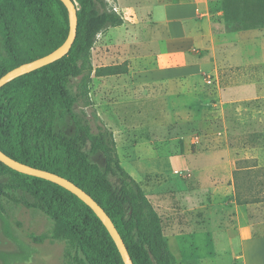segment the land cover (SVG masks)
I'll list each match as a JSON object with an SVG mask.
<instances>
[{
	"label": "rangeland",
	"instance_id": "374dc122",
	"mask_svg": "<svg viewBox=\"0 0 264 264\" xmlns=\"http://www.w3.org/2000/svg\"><path fill=\"white\" fill-rule=\"evenodd\" d=\"M184 1L110 0L124 24L98 35L93 66L128 71L93 77L94 111L159 212L175 264H264V202L240 205L234 182L239 160H256L264 179V29L228 31L222 0L210 18L181 21ZM6 34L0 24V56ZM68 231L0 195V264H80Z\"/></svg>",
	"mask_w": 264,
	"mask_h": 264
},
{
	"label": "trees",
	"instance_id": "16d2710c",
	"mask_svg": "<svg viewBox=\"0 0 264 264\" xmlns=\"http://www.w3.org/2000/svg\"><path fill=\"white\" fill-rule=\"evenodd\" d=\"M74 2L78 29L70 52L0 89V96L7 99L6 106L0 107V150L87 192L114 222L134 264H175L159 212L122 166L115 134L94 111L91 98L94 76L128 71L126 64L95 68L92 58L98 35L122 26L124 18L110 0ZM53 4L61 10L56 12ZM222 14L230 32L264 29V0H222ZM0 24L7 31L0 78L52 53L70 32L69 13L61 0H0ZM80 105L91 109L90 116L76 112ZM252 161L236 162L234 182L240 205L264 202V197L253 195L257 187L264 189V179H254L257 172L252 171L258 164ZM261 172L264 177V169ZM0 195L62 220L69 228L71 244L83 256L80 264H124L102 221L65 188L0 162Z\"/></svg>",
	"mask_w": 264,
	"mask_h": 264
},
{
	"label": "water",
	"instance_id": "95a60500",
	"mask_svg": "<svg viewBox=\"0 0 264 264\" xmlns=\"http://www.w3.org/2000/svg\"><path fill=\"white\" fill-rule=\"evenodd\" d=\"M61 2L66 7L69 17H70V32L68 39L65 41L63 45L57 48L52 53L36 59L32 62L25 63L5 74L0 78V89L3 88L8 83L13 80L40 69L44 66L52 64L62 58H64L73 47V44L77 38V29H78V9L74 2V0H61ZM0 162L10 169L19 172L21 174H25L28 176H33L37 178H41L50 182H53L66 190L70 191L74 195H76L81 201H83L86 205H88L94 213L98 216V218L102 221L109 234L111 235L113 241L115 242L120 255L123 259L124 264H134L133 260L129 254V251L126 247L124 240L122 239L118 229L116 228L114 222L106 213V211L99 205L97 201H95L87 192H85L82 188L77 186L72 181L49 171H45L42 169L34 168L27 164L21 163L15 159H12L4 152L0 150Z\"/></svg>",
	"mask_w": 264,
	"mask_h": 264
},
{
	"label": "crops",
	"instance_id": "0c3cea01",
	"mask_svg": "<svg viewBox=\"0 0 264 264\" xmlns=\"http://www.w3.org/2000/svg\"><path fill=\"white\" fill-rule=\"evenodd\" d=\"M212 9L213 5L210 0H185L179 5L177 17L181 21L193 20L197 18V12H199L210 18Z\"/></svg>",
	"mask_w": 264,
	"mask_h": 264
}]
</instances>
